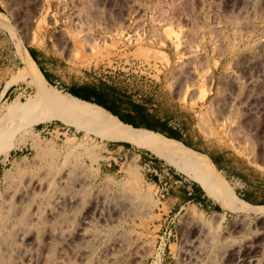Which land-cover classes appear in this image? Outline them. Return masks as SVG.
I'll list each match as a JSON object with an SVG mask.
<instances>
[{
	"label": "rangeland",
	"instance_id": "1",
	"mask_svg": "<svg viewBox=\"0 0 264 264\" xmlns=\"http://www.w3.org/2000/svg\"><path fill=\"white\" fill-rule=\"evenodd\" d=\"M26 44L53 51L55 70L67 81L112 83L160 115L185 117L196 125L190 138L198 150L231 151L247 161L252 180L264 179V0H0V121L10 129L0 153V264H111L105 256L117 242L128 251L125 264H185L188 222L204 235L195 264H228L231 249L242 246L264 264V211L227 214L188 203L174 215L162 187L198 182L165 159L64 114L31 122L33 114L48 111L21 108L36 96L92 103L69 94L63 83L49 85L31 57L21 67L15 46L22 56ZM23 69L30 72L26 80L18 76L15 90L4 94ZM200 89L207 93L203 100ZM133 129L180 151L223 199L255 206L206 153L195 151L203 162L159 133ZM115 140L131 145L120 157L107 151ZM140 151L164 169L161 181H152ZM112 156L117 164L108 166ZM131 171L142 177L137 186ZM32 178L41 182L34 200L27 197ZM12 190L20 199L7 217ZM251 195L260 201L264 190ZM61 197L74 205L60 209ZM85 226L95 234L81 241L77 228Z\"/></svg>",
	"mask_w": 264,
	"mask_h": 264
},
{
	"label": "bare ground",
	"instance_id": "2",
	"mask_svg": "<svg viewBox=\"0 0 264 264\" xmlns=\"http://www.w3.org/2000/svg\"><path fill=\"white\" fill-rule=\"evenodd\" d=\"M138 53H139V55L140 54L143 56L146 55V52L143 49H139ZM181 68L183 69V67H181ZM29 73H30L29 70L23 69L20 74H18L12 78V80L9 82V85L17 82L19 80L18 76H19V78H21V79L23 78L26 80V77ZM179 75L181 78L184 77L183 72L181 70H180ZM189 90H190L189 88H186V95L189 93ZM206 94L207 93H205L204 89H200L198 91V99L203 100V98L206 97ZM54 98H52V97H46L45 98V97H43V95L42 96H36L35 98L31 99L29 101V103H27V104L23 103L21 105V108H23V110L25 112H30L31 110L36 109L37 107H42V106L48 108V111H46L44 113L38 111V113L33 114L32 117H30L31 122H33V121L44 122V121H48L50 119H53L54 117L59 116L60 114H64L68 118L78 119V120L84 121L86 123H90L96 127H99L100 129H103V130L110 132L114 135L120 136V137L125 138L129 141H132V142H137V143L143 145L147 150H149L153 154H155V156H158V157L165 159L167 162H169V164L171 163L173 166H175L176 169H178V170L182 171L183 173L194 178L203 187L206 194H208L211 198L216 200L221 205V208H223L224 210L241 212L243 210H248L250 208V207H246V206H243L240 204L229 202V201L223 199L221 194L209 182H207L202 177L199 170L184 155H182L177 150H174L173 148H171L165 144H162L161 142H159V141H157L151 137H148L146 135H143L141 133H138V132L132 130L128 125H126L125 123L120 121L117 117H115L114 115L109 113L107 110H105V109H103L97 105H94L93 103L89 104V103L79 101V100H75V99H63V98H61L60 100H57L56 98L55 99ZM183 98L185 100L186 96ZM28 118H26V119L28 120ZM24 123H25V121H24ZM5 124H4L3 120L0 121V153L2 151L1 148L3 147V143L7 140L6 137L10 136V134L8 135L10 129L8 126L6 127ZM19 125H21L20 122H19ZM32 147L36 148V146H32ZM7 159H8V152H6V156H5V159H3V161L5 162ZM130 175L132 177V182L134 185L137 186L138 183H140L142 181V177L139 174V172L131 171ZM29 183H30L31 190L28 191L27 197L32 199L33 195L36 193L35 188L41 186V182L39 180H37L36 178H34V179L32 178ZM29 193H32V194L30 195ZM8 198H9V202L5 205L6 206L5 215L7 217L10 216L11 215L10 212L13 211L14 205L11 204V202L15 201V200H19L20 197L18 196V194L15 190H12L9 193ZM59 199H57V200H58V204H59L60 209H66V207H68V208L72 207V205H74V203H75V202H73V199H69V198L67 199V198H63V197H61ZM32 200H34V199H32ZM255 209L264 211V208H255ZM88 215H90V214H88ZM85 219H86V217H85ZM87 219H89V218H87ZM190 219H191V216H190ZM188 223H189L188 225H190V228H189L190 236H189V239L187 240V244L185 246L184 261H185V264H195L199 261V258L202 255L201 244H202V237L204 235L202 234L198 225H194L193 222H188ZM82 225H90V224H89V222L87 223V221L86 222L83 221ZM90 230L91 229L88 230L86 228V226L80 227L79 229L77 228L76 236H78L80 238L79 240H81V241H87L88 238H93L94 234H95L94 232H92V230L91 231ZM26 235H28V234H26ZM26 239L27 238H25V240ZM263 241H264V239H263ZM119 243L117 242L116 244H114V246L107 251V255L105 256L106 258H108L110 260L111 264H125V262H126V256H127L128 251L126 252L123 248L118 250V247H120V246L117 247V245H120ZM256 244L257 243L255 242V245ZM77 247L79 248V246H77ZM249 249H250V247H248V246H242L241 249H237V248L231 249V251L227 255L229 257L228 258L229 259L228 264H258V262L255 261V259H254L255 257L253 258V260H251L252 258L250 259V257H249L250 250Z\"/></svg>",
	"mask_w": 264,
	"mask_h": 264
},
{
	"label": "crops",
	"instance_id": "3",
	"mask_svg": "<svg viewBox=\"0 0 264 264\" xmlns=\"http://www.w3.org/2000/svg\"><path fill=\"white\" fill-rule=\"evenodd\" d=\"M25 47H26L28 53L25 54L24 52H22V56H23V58H22V56L17 51L16 46H15V50L18 53V54L16 53L17 55H15V57L17 59V62L21 65V67L27 66V63L30 59L29 57H31V59L36 64L37 68L41 71V73L43 74L44 78L46 79V81L49 85H58L60 83H63L64 85H66L65 88H66L67 92L69 94L77 97V98H80L82 100L83 99H90V100H94V101L96 100V98H100L105 103L110 104V105L112 104L111 101L105 100L103 98V96L101 94H99L98 82L95 83V82L90 81V80L86 81V80H82V79L81 80H74V81H67L66 78L60 76L59 73H57V71L55 70V67L58 65V61L55 58L56 55L53 51L51 52L48 48L45 49L44 47H39V46H35V45L26 44ZM106 83H108V82H106ZM108 84L112 85V83H108ZM11 87H12V84L9 85L4 90V94L5 93L10 94V92H13V90H15V88H13V87L11 88ZM115 88H118V87H115ZM118 89L121 91H124L123 89H120V88H118ZM1 91H0V93H1ZM126 92L129 93V91H126ZM131 97H132V95H131ZM133 101L136 103H141V102H137L134 99H133ZM141 104L145 105L147 113L153 112V110L151 108L147 107L146 103H141ZM122 113L124 115H126V117L128 118V121L134 122V123L138 124L139 126H142V127H136V128L147 129L146 127L150 126L148 124L149 122L146 121V119L142 118V116L138 115L134 110H130V111H127L125 113L124 112H122ZM143 113L146 115V112L143 111ZM156 114H158L160 117V124H159L160 128H162L165 131H171V132L178 134L180 136V139H181L180 141H183L184 144L187 142L190 145H192V147L199 149L198 148L199 143H198V141H196V138H192V139L190 138V136H192V132L195 130V127H196L195 124L190 125L188 120H185V117L183 118V120H181V119H178L175 117L163 116V115H160L159 113H156ZM127 124H129V123H127ZM129 125H131V124H129ZM131 129L134 130L133 128H131ZM197 130L200 131L199 129H197ZM134 131H136V130H134ZM151 131H153V130H151ZM138 133H140V132H138ZM202 139H204V138H202ZM125 142L126 141L121 142V141H116V140H115V142H111V143L109 142V143H107V149H108L107 151L111 154H114V155L120 157L121 152L124 154V150L127 149ZM170 142H172V141H170ZM127 143H129V142H127ZM193 150L196 152L198 151V150H195L194 148H193ZM200 151L206 153L210 157V159L212 160L214 165L217 168H219V170L221 172H224L230 178V180L232 181L233 184H236V185L241 184L242 185V187L244 188L245 197L248 194L251 195L253 193V191H254V193H256L258 189L264 190V179H262L260 176L256 180H252L249 177L250 175L247 173V171H248L247 161L242 159L237 154H235L231 151H228L226 149L213 148V147H209V146L201 147ZM138 158L143 160L144 165L148 167L147 170L150 171L151 174L153 173L152 181H155V183H156V181H161L160 180V174L158 173V170L163 172L164 169L160 168V164L158 165L157 161L152 160L153 156H151L146 151H140V153L138 154ZM112 164H114V165L117 164V161L114 160L113 156H112V162L107 164V165L111 166ZM240 167H242V168L240 169ZM164 173L168 174V172H164ZM202 177H203V175H202ZM177 182L181 183V180H174V181L170 182V184H168L166 187H162V190H161V191H163L162 198H164V202L168 203L169 211L173 212L174 215L179 213L184 208V206L188 203H194L196 205L203 207L206 210L212 209V208L214 209L215 207H218V208L221 207V205L216 200H214L208 194H206L205 190L203 189V187L199 183H194V182L182 183L181 185H176V186L180 187L179 189H177L176 187L173 186V184H176ZM207 182H209L212 185L211 181H207ZM164 184H167V182H164ZM251 197L256 198L255 195H251ZM257 198H259L260 201H262V200H264V195H261L260 197H257ZM235 199H236V197H235ZM255 205H260V204H255ZM250 208L255 209V208H260V207L254 206V207H250ZM228 212H231V211H227V210L225 211V213H227V214H228Z\"/></svg>",
	"mask_w": 264,
	"mask_h": 264
},
{
	"label": "trees",
	"instance_id": "4",
	"mask_svg": "<svg viewBox=\"0 0 264 264\" xmlns=\"http://www.w3.org/2000/svg\"><path fill=\"white\" fill-rule=\"evenodd\" d=\"M98 91H99V94H101L105 100L111 101L112 104L111 105L107 104L104 101H102L100 98H96L95 101L90 100V99H83V100H85L87 102L95 103V104L103 107L104 109L109 111L111 114L118 117L123 123H125V124L129 123L131 125H129V124H127V125H129L131 127L134 126L133 128L142 127V126H139L138 124H136L134 122L128 121V118L126 117V115H124L122 113V112L125 113V112L130 111V110H134L138 115L142 116V118L146 119V121L149 122L148 124L150 126L146 127L147 130L149 129L150 131L153 130V132L155 131L156 133L159 132V134H161V135L163 134V136L167 137L170 141L178 143V144H180V146L183 145L192 154L198 156L201 160H203L200 155H198L195 151H193V148L195 150H198L197 148L192 147V145H190L187 142L185 144L183 142H181L180 136L178 134L171 132V131H165L162 128H160L159 127V124H160L159 115L156 114L155 111H153L152 113H147L145 105L141 104V103L134 102L131 95L129 93H127L126 91H121L118 88H115L114 86H112L106 82H102V81L98 82ZM143 111L146 112V115L143 113ZM125 145L127 147L131 146L130 143H127V142H125ZM198 151H200V150H198ZM200 152H202V151H200ZM203 162H204V160H203ZM199 171L207 181H210L208 176L204 175V173L200 169H199ZM243 198L247 202H249L253 205L260 204V205H255V206H263L264 205V200L258 201L255 198L251 197L250 194L246 195V197L244 195ZM215 208L217 209L218 207H215Z\"/></svg>",
	"mask_w": 264,
	"mask_h": 264
},
{
	"label": "built area",
	"instance_id": "5",
	"mask_svg": "<svg viewBox=\"0 0 264 264\" xmlns=\"http://www.w3.org/2000/svg\"><path fill=\"white\" fill-rule=\"evenodd\" d=\"M161 197H162V194H161Z\"/></svg>",
	"mask_w": 264,
	"mask_h": 264
}]
</instances>
